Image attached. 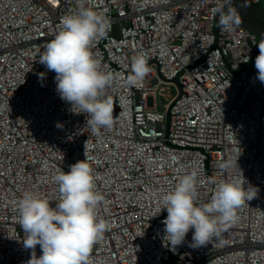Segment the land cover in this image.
Returning <instances> with one entry per match:
<instances>
[{"label": "built area", "instance_id": "2783aa9c", "mask_svg": "<svg viewBox=\"0 0 264 264\" xmlns=\"http://www.w3.org/2000/svg\"><path fill=\"white\" fill-rule=\"evenodd\" d=\"M250 1L264 7V0ZM81 4L110 21L92 45L102 69L117 75L105 90L114 122L99 135L86 125L87 114H74L60 99L55 72L39 62L61 18ZM219 6L220 0H0V264L32 258L22 243L18 200L32 192L54 204L61 194L53 177L86 154L104 196L97 217L111 225L91 264H264L260 39L242 24L222 30ZM137 54L150 67L139 88L126 82ZM229 158H239L242 170L226 173L221 164ZM194 168L201 202L213 194V181L231 178L245 177L258 193L219 239L192 248L190 230L171 250L162 197ZM35 251L41 254L39 245Z\"/></svg>", "mask_w": 264, "mask_h": 264}, {"label": "clouds", "instance_id": "9594fccd", "mask_svg": "<svg viewBox=\"0 0 264 264\" xmlns=\"http://www.w3.org/2000/svg\"><path fill=\"white\" fill-rule=\"evenodd\" d=\"M216 12L218 26L224 31L242 23L233 0H220ZM61 24L62 29L46 45L39 62L47 71L55 72L60 99L71 105L74 114H87L86 125L93 134L99 135L101 129H110L114 122L113 101L105 95V90L113 86L117 75L102 69L92 45L107 35L110 21L102 12L81 4L76 12L63 16ZM258 46L256 79L264 83V42ZM149 72L146 57L133 56L127 85L139 88ZM45 75L40 73L39 78L43 80ZM56 126L61 128L62 124L58 122ZM238 160L229 158L221 168L230 172L239 167ZM53 180L61 194L54 204L32 192H25L17 202L19 223L26 234L23 247L32 250L28 264H91L94 246L103 240L111 225L97 217L96 210L104 202V196L96 188L97 177L87 154L85 159L72 164L69 171L57 173ZM213 183L215 188L210 199L201 202L199 172L194 168L179 179L173 190L163 195L160 213L167 211L163 224L167 247L171 250L184 243L190 230L192 248L219 239L238 222V210L258 193V188L245 177ZM37 245L40 255H36Z\"/></svg>", "mask_w": 264, "mask_h": 264}, {"label": "water", "instance_id": "95a60500", "mask_svg": "<svg viewBox=\"0 0 264 264\" xmlns=\"http://www.w3.org/2000/svg\"><path fill=\"white\" fill-rule=\"evenodd\" d=\"M233 4L237 6L242 16L241 24L255 33L259 37L260 42H264V7L250 0H233ZM175 82L178 83L177 79H175Z\"/></svg>", "mask_w": 264, "mask_h": 264}]
</instances>
